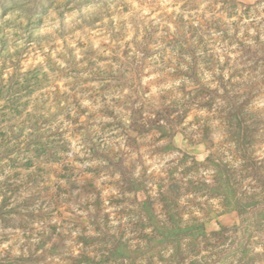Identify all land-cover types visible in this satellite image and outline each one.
I'll return each mask as SVG.
<instances>
[{"label":"rangeland","instance_id":"374dc122","mask_svg":"<svg viewBox=\"0 0 264 264\" xmlns=\"http://www.w3.org/2000/svg\"><path fill=\"white\" fill-rule=\"evenodd\" d=\"M0 264H264V0H0Z\"/></svg>","mask_w":264,"mask_h":264}]
</instances>
